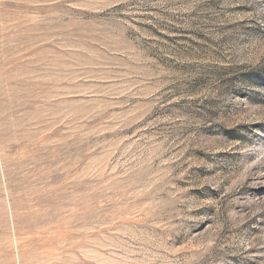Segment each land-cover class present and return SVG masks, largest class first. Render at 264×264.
Returning a JSON list of instances; mask_svg holds the SVG:
<instances>
[{"label":"rangeland","instance_id":"374dc122","mask_svg":"<svg viewBox=\"0 0 264 264\" xmlns=\"http://www.w3.org/2000/svg\"><path fill=\"white\" fill-rule=\"evenodd\" d=\"M0 264H264V0H0Z\"/></svg>","mask_w":264,"mask_h":264}]
</instances>
